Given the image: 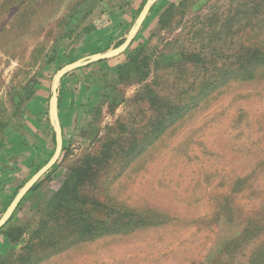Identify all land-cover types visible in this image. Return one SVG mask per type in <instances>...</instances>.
I'll list each match as a JSON object with an SVG mask.
<instances>
[{"label": "rangeland", "instance_id": "374dc122", "mask_svg": "<svg viewBox=\"0 0 264 264\" xmlns=\"http://www.w3.org/2000/svg\"><path fill=\"white\" fill-rule=\"evenodd\" d=\"M181 1L158 0L130 45L141 49L143 79L118 81L110 70L129 60L125 52L62 78L68 82L59 88L65 149L3 229L23 226L22 237L11 242L0 231V264L21 252L71 168L97 155L104 159L98 184L87 193L161 223L83 242L34 264H264V64L253 56L251 64H259L253 77L225 75L238 60L220 49L230 40L250 54L264 45V5L241 19L235 17L241 0H189L162 24L160 14ZM145 2L0 0L6 151L0 217L54 153L49 99L56 72L120 45ZM224 18H233L232 26L220 28ZM100 64H107L103 86L92 78ZM161 119L165 130L147 145ZM15 148L21 151L10 155Z\"/></svg>", "mask_w": 264, "mask_h": 264}, {"label": "trees", "instance_id": "16d2710c", "mask_svg": "<svg viewBox=\"0 0 264 264\" xmlns=\"http://www.w3.org/2000/svg\"><path fill=\"white\" fill-rule=\"evenodd\" d=\"M188 1L189 0H182L179 4H170L160 14V22L163 24L172 20L177 13V10H180L181 8L184 9L188 4ZM156 3L152 6L149 14L155 10ZM260 5H264V0H241L239 2V7L236 10L237 13L235 12V17L239 18L240 16L241 19L242 17L248 18L252 15L254 9ZM242 8H244V10ZM232 19L233 18H229L226 20L224 18L223 22L220 24V28H225L224 26L226 25L232 26L229 23ZM142 28L143 25L141 29ZM228 35H230L231 39L235 38V35L232 34V32H228ZM220 36L224 38L225 32H221ZM258 44V48L255 46L251 54L246 51L245 48H242L240 51L236 49L234 42L231 40L229 41V44H223L220 49H228V57L236 58L238 60L236 63L234 62V64H232L233 67L227 68L225 75L237 74L240 76L244 75L243 77L245 78L253 77L254 70L259 64L257 66L255 63L251 64L252 57L257 56L258 58H261V65L264 64V45H261L260 43ZM232 50L234 52H232ZM140 52V48L134 50L131 46L125 51L129 56V60L118 67V74L121 81H129L135 76H142L143 79L148 75V72L145 73L146 65L144 64L141 66L138 62ZM190 57L195 58V63L201 62L202 57L200 54H191ZM62 82L63 79L61 81V86ZM111 93V90H107V94L110 95L109 98L112 99ZM203 93L204 91H201L198 95H202ZM26 96V98H29L30 93ZM120 99L121 97L112 101V104H117ZM61 109V95H59V113L61 112ZM176 114L180 116V112H177ZM172 115L173 114H171V116ZM164 123L165 122L162 121V119L156 122L150 137H148L147 145H150L152 141L162 134L165 130ZM62 128L64 135L63 123ZM64 149L65 147L63 146V150ZM122 153L123 151L121 154ZM108 154L110 156L105 152V158L107 159L112 156L109 152ZM103 161L104 159L97 155L93 156L92 160L86 159L82 163L71 168L61 187L49 201L46 212L40 218L38 225L36 228L31 229L28 240L22 247L21 252L17 255L10 254L9 260L5 262V264H34L48 258L50 255L57 254L69 247L83 242H90L108 234L130 233L141 227L161 223L153 221L154 218L145 216L144 212H136L134 209L112 200H108L106 203L102 200L96 199L94 192L93 195H90L89 192L87 193V187L90 188V185L94 187L97 186L98 183H95V181L98 182L99 178V164ZM56 166L57 163L51 168V170ZM51 170H49V172ZM47 173L45 175H47ZM23 185L24 184H22V186ZM38 186L39 182L28 191L19 205L32 191H35ZM18 191L19 189L14 193L12 199ZM16 210L8 222L0 228V231H4V235L11 242L18 241L25 231L23 226L20 225L12 226L3 230L15 216ZM158 216L162 217V213H159Z\"/></svg>", "mask_w": 264, "mask_h": 264}, {"label": "water", "instance_id": "95a60500", "mask_svg": "<svg viewBox=\"0 0 264 264\" xmlns=\"http://www.w3.org/2000/svg\"><path fill=\"white\" fill-rule=\"evenodd\" d=\"M157 1L158 0H146L135 22L133 23L130 30L126 34L125 40L120 45H118L115 48H110L104 51L96 52L88 56H83L81 58H78L75 61L65 64L56 72L52 82L51 96L49 99V118L55 135L54 153L52 154L50 159L41 168H39L31 176V178H29V180L26 181V183L19 189L17 194L14 196V198L6 208L5 212L0 217V228L3 227L8 222V220L11 218L12 214L18 207L23 197L28 193V191L47 172H49V170L59 161L62 155L63 146H64V135H63V128L59 114V88L61 85L62 78L66 74L72 72L73 70L87 66L93 62L105 60L124 53L134 41L136 35L140 31L144 21L146 20L152 6Z\"/></svg>", "mask_w": 264, "mask_h": 264}, {"label": "crops", "instance_id": "0c3cea01", "mask_svg": "<svg viewBox=\"0 0 264 264\" xmlns=\"http://www.w3.org/2000/svg\"><path fill=\"white\" fill-rule=\"evenodd\" d=\"M105 63H109V62H105ZM110 64V63H109ZM101 66H98L99 68L98 69H95L97 71H95V74L94 76H92V78H94V81L96 84H98L99 86H103L104 85V82H102V80L107 77L106 76V72L101 70V68L103 67V65H107V64H100ZM121 64H110V70L112 72H114L115 76L117 77V80L119 81L120 80V77H119V74H118V67L120 66ZM100 70L102 72H100ZM92 73V72H91ZM101 73V74H100ZM98 82V83H97ZM83 83V82H82ZM80 83V86H83L84 84ZM94 83V84H95ZM62 86H68V82L65 80L62 82ZM1 143H0V184L2 183V172L5 170L3 166L5 159H6V151H3L1 148ZM19 150H16V148L13 150V151H9L10 155L11 153L13 154H17ZM21 151V150H20ZM19 151V152H20ZM3 182H4V179H3ZM2 186V184L0 185V187Z\"/></svg>", "mask_w": 264, "mask_h": 264}]
</instances>
